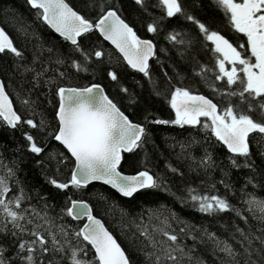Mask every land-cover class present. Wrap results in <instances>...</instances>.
Returning a JSON list of instances; mask_svg holds the SVG:
<instances>
[{"label":"snow or ice","instance_id":"obj_1","mask_svg":"<svg viewBox=\"0 0 264 264\" xmlns=\"http://www.w3.org/2000/svg\"><path fill=\"white\" fill-rule=\"evenodd\" d=\"M28 3L41 10L39 15L43 21L65 41H70L73 52L80 55L82 60H73L70 65L75 71L87 72V63L91 58L103 56L101 51H85L78 41L82 35L98 29L123 54V59L132 69L151 81L149 60L156 55V46L151 40L139 38L116 10L105 11L101 4L100 10L103 14L93 24L74 11L65 0H28ZM135 3L147 12L146 0H135ZM213 3L223 12L230 28L246 37L247 49L243 43L238 47L234 46L219 32L211 30L205 23L188 14L180 0H156V6L165 15L149 23L147 31L157 33L160 21L177 15L192 21L197 26L205 47L209 48L215 59L214 81L208 86L215 94L224 98L225 106H219L204 95L194 94L188 88L174 87L167 99L175 112V119L156 120L154 123H171L180 127L199 125L210 129L216 140L222 142L232 154L228 157L231 168H247L256 174L249 136L256 134L253 139L257 140L261 147L260 155L264 157V0H213ZM166 38L174 45H192L191 39H184V35L175 31ZM6 50L23 58L21 51L13 46L12 41L0 29V53ZM242 50L246 54H242ZM55 62L61 65L65 63L62 58H57ZM28 70L30 69H25ZM212 71L206 65H201L200 71L195 74L208 83L206 74ZM42 74L37 73L36 76ZM59 75L64 76L65 73L60 72ZM109 76L113 81L117 80L115 72H110ZM216 82H222L224 87L217 88ZM234 85L235 88L232 87ZM122 91L127 93L128 89L122 88ZM57 95L59 126L52 138L62 144L74 158L76 171L69 182L50 179V184L59 190H66L70 187L81 189L92 181H102L129 198L142 189L168 190L164 178L154 177L147 170L132 176L118 171L123 159L122 152L130 153L134 149L143 148L146 129L132 123L99 85L82 89L60 87ZM232 98H236L235 103ZM24 103L27 105L29 102ZM201 117L206 118L203 123ZM0 118L12 128L21 123V116L13 109L3 81H0ZM23 123L33 129L43 130L46 127L43 119L39 123L33 119H27ZM25 139L29 142L31 153L40 154L44 151L32 135L25 133ZM238 157L243 158V164L238 163ZM49 159L57 164L62 163L51 153ZM199 165L205 171L217 167L207 153L201 158ZM0 167L6 168V174L0 175V236H9L10 243L15 248L14 257H9L6 255L8 249L0 244V264H16V260L20 264H62L65 260L67 264H130L124 249L102 222L91 214L87 204L69 199L68 204L57 215L51 214L53 206L46 201L41 207L31 204L25 206L31 197L18 180L15 181L16 193L9 195L12 192L10 181L15 178L16 170L4 165L2 159ZM171 171L178 173L176 168H171ZM224 176H228L227 171H224ZM253 180L254 175L249 176L244 187L253 184ZM218 183L223 185L226 192L234 194L232 185L226 179ZM208 187L218 191L216 183ZM186 193V197L180 198L181 202L190 201L200 213L215 216L231 212L248 225L247 231L236 225L235 232L231 235V239L240 245L241 250L238 251L227 239H220L206 228L196 229L194 225L180 220L172 213L161 221L162 227L155 226L152 231L146 226H137V232L144 238L140 250L144 252L148 264H205L202 257L194 255L195 244L189 247L180 242V237L185 235L190 236L194 242L197 241L195 231L203 233L200 243H204L206 237L213 245V253L223 254L221 264H264V199L248 193L243 200L247 206L246 211L259 224L256 231H252L249 217L233 205L227 195L201 194L193 187L187 188ZM153 215L159 219V215ZM65 217L73 220L86 217L88 222L82 228L73 229L71 225L60 223ZM170 220L184 225L179 233L172 229ZM257 242L260 247H255ZM89 245L95 255L91 259H85ZM148 248L151 251H145ZM254 254L259 255V261L252 259Z\"/></svg>","mask_w":264,"mask_h":264},{"label":"trees","instance_id":"obj_2","mask_svg":"<svg viewBox=\"0 0 264 264\" xmlns=\"http://www.w3.org/2000/svg\"><path fill=\"white\" fill-rule=\"evenodd\" d=\"M66 1L91 21H96L103 14L100 10L101 4L105 11L114 8L141 37L152 39L156 46V55L149 68L152 79L150 81L142 73L130 68L121 54L96 30L81 36L79 43L85 51H101L103 56H93L87 63V72L75 71L70 66L71 62L81 61L82 58L73 52L69 41H65L43 21L39 15L41 10L33 8L27 0H0V24L11 35L15 47L23 56L21 59L8 50L0 53V77L21 115V123L16 128H11L0 118V159L4 165L16 170L15 178L10 181L12 192L9 195L16 193L15 181L18 180L31 197L25 206L31 204L41 207L46 201L53 206L50 210L52 215H57L68 204L69 199L88 201L95 215L104 221L123 246L130 264H148L144 252L140 250L144 238L137 232V226H146L152 231L155 226L162 227L161 221L172 213L180 220L194 225L196 229L206 228L220 239H227L240 251V245L231 239V235L235 232L236 225L248 230V225L241 218L231 212L209 216L200 213L190 201L182 203L180 198L187 196L186 189L189 187L196 188L201 194L227 195L229 201L249 217L252 231H256L259 224L252 219L243 203L248 193L264 199V157L260 155L261 147L257 140L253 139L256 134L253 133L249 140L252 161L256 165V174H253L247 168H231L228 157L232 154L222 142L216 140L210 129L199 125L180 127L171 123H154L156 120L175 119V112L167 99L174 87L188 88L194 94H204L219 106H225L224 98L215 94L208 86L214 81L215 59L209 48L205 47L197 26L177 15L160 21L157 33L148 32L147 25L165 15L164 11L156 6V0H146L147 12L137 5L135 0ZM180 2L188 14L205 23L211 30L219 32L234 46L238 47L240 40L245 38L230 28L227 18L213 0ZM173 31L184 35V39H191V47L170 42L166 37ZM48 49L52 51L49 52ZM57 58L64 59L65 63L57 64ZM201 65L213 70L206 74L208 83L195 74L200 71ZM26 68L30 70L25 71ZM60 72L65 75L60 76ZM110 72L117 74V80L111 79ZM37 73L43 74L37 77ZM93 83L102 84L123 112L133 121L146 127L143 148L125 153L121 170L133 173L146 169L155 177L164 178L167 191L164 188L142 189L129 198L102 183H92L81 189L70 187L59 190L48 182L50 179L69 182L75 167V160L67 149L52 138L59 126L57 90L61 86L83 87ZM216 87L223 88L224 85L222 82H216ZM122 88H127L128 92L125 93ZM157 92L162 94L157 95ZM232 100L233 103L236 102V98ZM24 101L29 103L26 105ZM27 119H33L37 123L43 119L46 121V127L43 130L33 129L23 123ZM205 119L202 117L201 122ZM25 133L32 135L44 151L40 154L31 153ZM50 153L62 163L57 164L56 161L50 160ZM206 153L217 165L207 171L199 165ZM237 160L241 164L244 162L243 158L238 157ZM41 161L43 163H40ZM171 168L178 169V173H173ZM222 169L228 172L227 177ZM2 174H6V168L0 167V175ZM252 175L253 184L244 187L247 178ZM222 179L232 185L234 194L226 192L223 185L218 183ZM212 183H216L218 191L208 187ZM154 213L159 215V219L155 218ZM169 222L176 233L184 226L173 220ZM60 223L71 225L73 229L83 226V221L73 220L71 217H65ZM194 234L197 241L194 242L190 236L185 235L180 237V242L189 247L195 244L194 255L202 257L205 264H221L223 254H214L213 245L206 237L205 242L200 243L202 232L195 231ZM10 240L9 236H0V244L8 249L6 255L14 257L15 248ZM255 247H260L258 242ZM94 255V250L89 245L85 259H91ZM252 259L259 261L260 257L254 254ZM16 264L20 262L16 260ZM62 264H67V260L62 261Z\"/></svg>","mask_w":264,"mask_h":264},{"label":"water","instance_id":"obj_3","mask_svg":"<svg viewBox=\"0 0 264 264\" xmlns=\"http://www.w3.org/2000/svg\"><path fill=\"white\" fill-rule=\"evenodd\" d=\"M65 2L74 10V11H76V12H78L79 14H81L79 11H77L76 9H74L66 0H65ZM111 9H114V8H111ZM114 10H116V9H114ZM117 11V10H116ZM117 14L121 17V19H123L127 24H129L121 15H120V13L117 11ZM82 15V14H81ZM100 18V17H99ZM98 18V19H99ZM98 19L96 20V21H91V20H89V21H91L93 24H95L97 21H98ZM47 24V23H46ZM48 25V24H47ZM49 26V25H48ZM129 26L130 27H132L133 28V30L136 32V34H137V36L139 37V38H141L142 40H151L152 42H153V40L152 39H150V38H143V37H141L138 33H137V31L134 29V27L132 26V25H130L129 24ZM50 27V26H49ZM51 28V27H50ZM0 29H2L3 31H4V33L7 35V37L12 41V43H13V46L15 47V44H14V42H13V40H12V38H11V36H10V34L6 31V29L0 24ZM52 29V28H51ZM54 32H55V30L54 29H52ZM94 30H96L100 35H101V37L105 40V41H107L110 45H112L115 49H116V47L110 42V41H108V40H106L104 37H103V35L99 32V30L98 29H94ZM55 33H57V32H55ZM59 36H60V34L59 33H57ZM83 36V35H82ZM79 39H80V37L78 38V41H79ZM70 42V41H69ZM154 43V42H153ZM154 45H155V43H154ZM118 52H119V50L118 49H116ZM120 53V52H119ZM121 55H122V57H123V54L122 53H120ZM154 57H152L150 60H149V66H150V62H151V60L153 59ZM126 61V60H125ZM127 63V62H126ZM130 66V65H129ZM131 67V66H130ZM0 81H3L2 80V78L0 77ZM4 83V82H3ZM92 85H99L101 88H102V90H103V92H104V94L105 95H107L108 96V98L109 99H111L110 97H109V95L107 94V92H106V90H105V88L101 85V84H99V83H94V84H90V85H88V86H86V87H90V86H92ZM5 86V85H4ZM61 87H64V88H76V89H82V88H85V87H77V86H61ZM60 88V87H59ZM5 92L7 93V95H8V97H9V99L11 100V102H12V107H13V109L16 111V113L18 114V115H20L19 113H18V111L16 110V108H15V105H14V102H13V100H12V98H11V96L9 95V93L7 92V90H6V87H5ZM201 95H204V94H201ZM205 97H207L206 95H204ZM207 98H209V97H207ZM210 99V98H209ZM112 100V99H111ZM212 100V99H211ZM113 101V100H112ZM213 101V100H212ZM114 102V101H113ZM214 102V101H213ZM115 103V102H114ZM215 103V102H214ZM116 104V103H115ZM117 105V104H116ZM117 107H118V105H117ZM119 108V107H118ZM120 109V108H119ZM120 111L121 112H123L121 109H120ZM127 117H128V119L132 122V123H134V124H137V125H140V126H142V127H144L145 129H146V127H145V125H143V124H141V123H138V122H135V121H133L125 112H123ZM21 116V115H20ZM12 128V127H11ZM249 138H250V136H249ZM125 153H129V152H122V157H123V159H124V154ZM71 155V154H70ZM123 159L121 160V163H120V166H119V168H118V171H120L123 175H128V176H132V175H137L139 172H141V171H145L146 169H141V170H138V171H136V172H133V173H128V172H124V171H122L121 170V164H122V162H123ZM76 171V164H75V167H74V169H73V171H72V174L74 173ZM148 171V170H147ZM149 172V174H151V175H153L154 176V174L152 173V172H150V171H148ZM155 177V176H154ZM92 183H102V184H104L102 181H92V182H90L89 184H92ZM88 184V185H89ZM105 185H107V184H105ZM108 187H110V188H112L110 185H107ZM113 189V188H112ZM115 190V189H114ZM116 191V190H115ZM119 193V192H118ZM120 194V193H119ZM76 201H80V202H82V203H85V204H87L89 207H90V210H91V214L94 216V217H96L97 219H99L101 222H102V224L104 225V227L113 235V237L116 239V241H117V243L118 244H120V242L118 241V239L115 237V235L108 229V227L106 226V224L104 223V221L100 218V217H98V216H96L95 215V213H94V210H93V208H92V206L90 205V203L88 202V201H85V200H76ZM79 220H85V222H84V224L85 223H87L88 221H87V218L86 217H81ZM83 224V225H84ZM83 227V226H82ZM120 246H121V248L122 249H124L123 248V246L120 244ZM124 251H125V249H124ZM126 252V251H125Z\"/></svg>","mask_w":264,"mask_h":264},{"label":"flooded vegetation","instance_id":"obj_4","mask_svg":"<svg viewBox=\"0 0 264 264\" xmlns=\"http://www.w3.org/2000/svg\"><path fill=\"white\" fill-rule=\"evenodd\" d=\"M243 35V34H242ZM245 37V36H244ZM239 40V39H238ZM244 44L245 45V49H247V44H246V37L245 38H243L242 40H240V44ZM242 54H246V53H244V51L242 50Z\"/></svg>","mask_w":264,"mask_h":264},{"label":"rangeland","instance_id":"obj_5","mask_svg":"<svg viewBox=\"0 0 264 264\" xmlns=\"http://www.w3.org/2000/svg\"><path fill=\"white\" fill-rule=\"evenodd\" d=\"M230 67V66H229Z\"/></svg>","mask_w":264,"mask_h":264}]
</instances>
